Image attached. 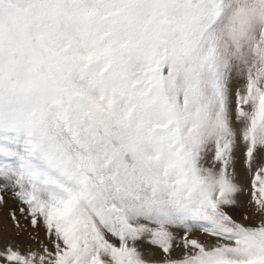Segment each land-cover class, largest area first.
Returning <instances> with one entry per match:
<instances>
[{"label":"snow or ice","instance_id":"snow-or-ice-1","mask_svg":"<svg viewBox=\"0 0 264 264\" xmlns=\"http://www.w3.org/2000/svg\"><path fill=\"white\" fill-rule=\"evenodd\" d=\"M4 210L0 264H264V0H0Z\"/></svg>","mask_w":264,"mask_h":264},{"label":"rangeland","instance_id":"rangeland-1","mask_svg":"<svg viewBox=\"0 0 264 264\" xmlns=\"http://www.w3.org/2000/svg\"><path fill=\"white\" fill-rule=\"evenodd\" d=\"M5 219H6V210H4L3 212H0V223H3L5 221ZM6 236L8 238H12V239L17 240L18 242H20L22 244L30 243L26 234L21 235V236H16L14 230L10 226L8 227V231H7ZM5 238H6L5 234L0 232V245L3 244Z\"/></svg>","mask_w":264,"mask_h":264}]
</instances>
